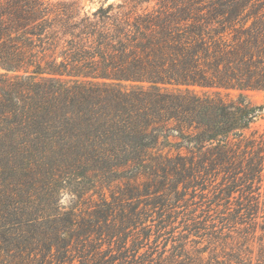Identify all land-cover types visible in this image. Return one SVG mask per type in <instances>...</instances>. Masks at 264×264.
<instances>
[{"label": "trees", "instance_id": "obj_1", "mask_svg": "<svg viewBox=\"0 0 264 264\" xmlns=\"http://www.w3.org/2000/svg\"><path fill=\"white\" fill-rule=\"evenodd\" d=\"M128 1L0 11V264H264V242L240 248L251 226L222 255L187 247L264 213L246 101L264 92V0ZM122 172L109 197L95 186ZM80 178L98 200L62 213Z\"/></svg>", "mask_w": 264, "mask_h": 264}, {"label": "rangeland", "instance_id": "obj_2", "mask_svg": "<svg viewBox=\"0 0 264 264\" xmlns=\"http://www.w3.org/2000/svg\"><path fill=\"white\" fill-rule=\"evenodd\" d=\"M128 0H0V11H13V9L16 7V5L20 4H28L31 5L32 3H40L43 5V7H48L52 8L55 10L58 7H61L64 4H73L76 9L80 10L81 15L83 14H91L100 7H106L109 4H121L122 2H126ZM138 13H141L143 11L146 12H152L153 10H156L159 6L162 0H132ZM182 1V0H180ZM129 2V1H128ZM203 2H206L204 0ZM235 99V97H233ZM246 101L249 103V105L254 106L255 108L258 109V111L255 113V119L253 124L251 125L252 130L257 131L258 133L262 134L264 133V92L261 91H253V92H247L246 93ZM84 169H76V171L83 172ZM90 171L91 169H87ZM108 179L107 180H101L100 183L95 184L97 189L99 190V185L104 186V193L106 194V197H109L110 192H114L117 190L116 188L119 186L120 188H124L123 184L125 182V179L128 177L126 172L122 173H109L107 174ZM84 180L80 178L79 181H73V182H68L64 185H66L65 190H62L56 200H58V206L60 207V211L62 213L70 212V211H75L76 213H79L81 210L87 209L90 205H93V203H88L90 201H97L98 196L95 195L93 192H96L97 190L91 186L87 185L86 181L85 184H83ZM82 185V188H76V185ZM108 185L109 187L105 186ZM77 189V194H74ZM257 192V191H256ZM259 193L263 195L264 198V183L261 185ZM237 196V194H235ZM89 197V200H87ZM46 200L42 202V207H48V205L45 203ZM234 203V202H232ZM214 217V215L212 216ZM254 223V224H253ZM148 224V223H147ZM216 227L214 230H217L218 236L220 235H227L228 237H233V240L230 241H225V243H221V241H212L209 243L206 239H199L195 237H190L189 242H188V248L191 249L195 247L193 245V242H198L196 248H203L206 247L208 250L207 251H212L215 250V254L222 255V253H227L229 252V248L236 247V242L238 243L237 246H239L242 243V238L239 239L242 236H246V234L241 233V230L244 228L248 229L249 226H251L252 229H254L255 234L252 238V234L248 235L247 238L249 239V242L247 244L242 245L240 248L245 251V248L250 245V249L253 251V257L255 258L259 247H261L260 243L262 244L264 242L263 240H259L258 236L262 234L260 227L264 225V213L260 212L257 213L255 219L251 221H247L246 224L242 225H237L235 227V231H230L227 232L226 230H222L221 226L215 222ZM251 231V229H249ZM176 234L182 231V227L178 226L176 230ZM134 234L136 231L133 232ZM163 243L164 241L160 240L157 243V252H163ZM172 242H167V246L165 247L166 251L170 249L172 246ZM150 247L154 246L152 243L149 244ZM224 245V246H223ZM106 246L103 247L105 249ZM148 246L143 247L142 249L139 250V254H144L148 250ZM225 249V250H223ZM234 249V248H233ZM213 252V251H212ZM205 255H208L207 253ZM156 255H154L155 257ZM221 259V258H220ZM77 264V262H74Z\"/></svg>", "mask_w": 264, "mask_h": 264}]
</instances>
